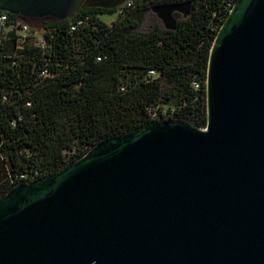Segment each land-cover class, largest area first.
I'll list each match as a JSON object with an SVG mask.
<instances>
[{
	"label": "water",
	"instance_id": "obj_1",
	"mask_svg": "<svg viewBox=\"0 0 264 264\" xmlns=\"http://www.w3.org/2000/svg\"><path fill=\"white\" fill-rule=\"evenodd\" d=\"M85 2L0 0V10L62 20ZM190 7L153 10L174 30ZM205 91L206 128L159 121L10 188L0 264H264V0L235 1Z\"/></svg>",
	"mask_w": 264,
	"mask_h": 264
},
{
	"label": "trees",
	"instance_id": "obj_2",
	"mask_svg": "<svg viewBox=\"0 0 264 264\" xmlns=\"http://www.w3.org/2000/svg\"><path fill=\"white\" fill-rule=\"evenodd\" d=\"M173 1L182 0H136L110 23L98 16L115 7L86 3L67 19L24 18L42 31L43 49L19 45L14 31L0 40V197L60 171L105 138L164 120L163 109L168 119L206 128L207 62L224 0H185L190 12L174 13V30L135 32L145 10ZM82 16L87 23L71 30Z\"/></svg>",
	"mask_w": 264,
	"mask_h": 264
},
{
	"label": "built area",
	"instance_id": "obj_3",
	"mask_svg": "<svg viewBox=\"0 0 264 264\" xmlns=\"http://www.w3.org/2000/svg\"><path fill=\"white\" fill-rule=\"evenodd\" d=\"M146 2L148 0H145ZM236 0H224L223 10L224 14H222L220 17H218L220 23L216 25V30L218 32L219 28L221 27L223 21L231 11L234 3ZM137 3L136 0H123L120 3H118L116 8V16L117 17H123L127 15L129 12H131L135 7ZM88 21V17L82 16L78 17L74 24L71 26V30H76L78 27L85 25ZM9 31H14V33L17 35V42L19 45H28V46H34L36 48H45L47 45V41L45 37L40 34V30L36 29L34 26H32L30 23H28L24 18L20 16L11 17L8 12L0 10V40L1 39H7L8 35L7 33ZM216 32V33H217ZM46 71H43V74H46ZM149 74L151 76H155L156 73L154 70H150ZM194 89L200 88V82L197 80H194L192 83ZM170 114L163 109L162 110V117L164 120H173L168 119ZM163 121V120H161ZM21 177H24L21 175Z\"/></svg>",
	"mask_w": 264,
	"mask_h": 264
},
{
	"label": "rangeland",
	"instance_id": "obj_4",
	"mask_svg": "<svg viewBox=\"0 0 264 264\" xmlns=\"http://www.w3.org/2000/svg\"><path fill=\"white\" fill-rule=\"evenodd\" d=\"M185 15L184 14H179V18H183ZM99 19L103 22L106 23H110L111 21H113L114 19H116V14L111 13H104V14H100ZM176 18V17H175ZM138 26L135 29V32L138 33H148L153 31L154 29L158 28V29H162L164 28V25L162 23V21L160 20V18L158 17L157 13L153 10V8H148L147 10H145L138 18ZM36 29H38V27H35ZM42 33V31L40 30V34ZM167 107V106H165Z\"/></svg>",
	"mask_w": 264,
	"mask_h": 264
},
{
	"label": "flooded vegetation",
	"instance_id": "obj_5",
	"mask_svg": "<svg viewBox=\"0 0 264 264\" xmlns=\"http://www.w3.org/2000/svg\"><path fill=\"white\" fill-rule=\"evenodd\" d=\"M110 1L111 0H86L85 3H86V5L88 7L105 8V5L108 4ZM121 1H123V0H121ZM181 2H186V1L185 0H182ZM171 3H179V2H174L173 1Z\"/></svg>",
	"mask_w": 264,
	"mask_h": 264
}]
</instances>
